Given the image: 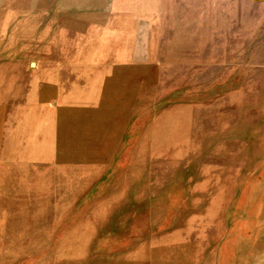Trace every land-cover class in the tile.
<instances>
[{
  "label": "rangeland",
  "instance_id": "374dc122",
  "mask_svg": "<svg viewBox=\"0 0 264 264\" xmlns=\"http://www.w3.org/2000/svg\"><path fill=\"white\" fill-rule=\"evenodd\" d=\"M40 2L0 0V20L23 23L26 14L19 8ZM13 5L22 15L18 21L9 11ZM157 5L145 14L161 11L155 51L166 59L152 77L140 55H80L60 47L57 54L47 45L26 59L25 71L37 69L43 55H49V66L63 63L56 71L65 83L80 80L81 94L98 88L92 79L112 76L115 82L130 72L124 67L101 70L97 64L128 62L135 67L130 82L140 87L131 96L137 106L128 108L105 164L73 203L48 222L37 247L13 251L11 245L21 238L14 223L6 227L0 264H145L152 242L158 247L173 240L186 243L188 256L178 264H264V0H158ZM140 14L115 12L123 23L113 26L125 28ZM39 21L43 23L33 20ZM88 36L79 43L88 45ZM111 44L117 43L107 46ZM65 56L76 59L67 64ZM3 59L0 55L4 75L18 81L15 64ZM152 83L157 91L149 88ZM55 94L38 91L35 104ZM96 101L87 105L101 106ZM194 121L201 125H192ZM18 123L34 124L26 119ZM171 130L183 134L173 137L178 146L169 138ZM153 148L158 153L151 158ZM6 156L10 153L2 154ZM6 168L0 161V175ZM104 201L109 203L103 206ZM78 234L86 235L84 245H73ZM135 253L137 261L126 262Z\"/></svg>",
  "mask_w": 264,
  "mask_h": 264
},
{
  "label": "bare ground",
  "instance_id": "6f19581e",
  "mask_svg": "<svg viewBox=\"0 0 264 264\" xmlns=\"http://www.w3.org/2000/svg\"><path fill=\"white\" fill-rule=\"evenodd\" d=\"M157 1L41 0L38 4L19 8L26 14L23 16L15 13L18 6L11 7L9 11H13L14 20L18 21L19 16H22L23 23L10 25L9 17L4 25V20H0L3 37L0 39V42L3 41L0 44V55H3L7 63L15 64L14 75L20 78L14 81L11 76H5L2 69L4 65L0 64V161L9 167L0 175V237L6 227L12 223L16 225L15 233L21 241L11 245L13 251L37 247L38 238L48 222L59 217L73 203L99 167L105 164L120 138L125 116L130 110L128 108L137 106V99L131 96L140 87L137 81L130 82L134 65L117 60L97 64L96 68L116 70L117 67H124L130 72L115 82L112 76L94 77L92 84L98 88L86 89L83 96L81 91L84 87L80 80L62 81L65 76L56 70L63 63L49 66V55H43L37 69L25 71L26 59L36 53L41 54L47 45H51L56 53H60V47L74 49L80 55H140L149 63L147 70L152 77L155 72H159L160 62L166 59L155 51V45L160 43V19L157 18L161 11L145 14L158 7ZM120 10H133L143 15L133 17L125 28H116L113 25L123 23L122 20L117 22L119 17L115 16V12ZM35 13L38 15L32 16ZM36 18L42 19L43 23H34ZM143 26L150 31L141 30ZM86 34H89L88 45L80 44L79 40ZM115 42L117 44L107 46ZM65 59L67 64H72L76 58L65 56ZM141 70H144V66H141ZM149 88L157 91L158 86L152 83ZM38 91L43 94L56 93L57 97H48L42 105H36ZM90 100H97L101 106L87 105ZM232 115L237 118L239 113L232 111ZM22 119L31 120L34 124L22 126L18 123ZM192 125L200 126L201 122L194 121ZM172 132L175 131H170L169 138L183 135ZM173 141L174 145L178 143L175 138ZM156 149H152L151 158L158 153ZM4 153H10V156L2 157ZM109 198L118 199L115 194H110ZM108 203L104 201L102 205ZM105 211H99L103 217H107ZM94 214L95 211L90 216ZM78 235L73 245H84L86 235ZM33 236L36 238L32 239ZM30 238L34 240L33 246L29 245ZM155 245L152 242L148 246L149 257L146 255L143 263L178 264L188 256L184 242L173 240L161 242L158 247ZM7 246L5 244L1 248L6 249ZM135 256L136 253L125 261L134 263L137 261Z\"/></svg>",
  "mask_w": 264,
  "mask_h": 264
},
{
  "label": "crops",
  "instance_id": "0c3cea01",
  "mask_svg": "<svg viewBox=\"0 0 264 264\" xmlns=\"http://www.w3.org/2000/svg\"><path fill=\"white\" fill-rule=\"evenodd\" d=\"M109 156H110V154H109ZM109 156H108V157H109Z\"/></svg>",
  "mask_w": 264,
  "mask_h": 264
}]
</instances>
